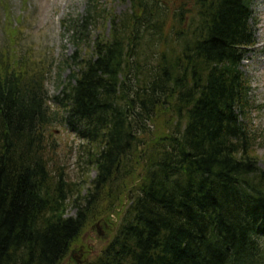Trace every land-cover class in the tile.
<instances>
[{
    "label": "trees",
    "instance_id": "trees-1",
    "mask_svg": "<svg viewBox=\"0 0 264 264\" xmlns=\"http://www.w3.org/2000/svg\"><path fill=\"white\" fill-rule=\"evenodd\" d=\"M252 2L130 0L117 15L87 0L61 21L75 45L61 66L74 68L52 97L29 50L0 46V264H62L101 206H123L120 222L80 264H264V170L241 69ZM51 124L84 143L77 160L96 172L85 195L49 168Z\"/></svg>",
    "mask_w": 264,
    "mask_h": 264
},
{
    "label": "rangeland",
    "instance_id": "rangeland-1",
    "mask_svg": "<svg viewBox=\"0 0 264 264\" xmlns=\"http://www.w3.org/2000/svg\"><path fill=\"white\" fill-rule=\"evenodd\" d=\"M0 46L7 45L18 49L19 52L29 50L31 59L37 67L46 71V88L49 97L60 91L62 84L67 83L68 75L74 67H62L67 57L75 52V45L69 41V35L63 30L61 21L67 17L76 18L84 14L87 0H0ZM3 3L9 6L11 27L19 28L15 42H9L8 28H4L5 12ZM101 6L107 7L117 15L130 8V0H99ZM253 20L255 46L246 54L241 69L250 81L251 124L258 133L257 154L259 166L264 170V0H253ZM20 18V20H17ZM6 24V23H5ZM97 27H102L99 23ZM104 30V27L102 28ZM109 30L105 25V33ZM98 32L97 28H89V38ZM92 39V38H91ZM85 47L81 48L86 53ZM60 72L59 77L58 72ZM46 158L52 173L63 172V175L76 183L81 195L87 193L90 181L95 177L94 168H89L83 159L77 160L79 145L82 140L71 133L65 125L51 124L45 129ZM119 204V203H118ZM123 207L120 206L119 209ZM105 212L97 207L94 218L83 229L81 236L72 246L70 253L62 264H80L81 261L92 260L106 245L112 236L115 224L120 222L121 214ZM67 215L74 216L76 209L72 201L67 203ZM101 221H105V227ZM97 230L101 233L98 234ZM81 252V255L79 253Z\"/></svg>",
    "mask_w": 264,
    "mask_h": 264
},
{
    "label": "water",
    "instance_id": "water-1",
    "mask_svg": "<svg viewBox=\"0 0 264 264\" xmlns=\"http://www.w3.org/2000/svg\"><path fill=\"white\" fill-rule=\"evenodd\" d=\"M98 234L101 235V233L99 232V230H97Z\"/></svg>",
    "mask_w": 264,
    "mask_h": 264
},
{
    "label": "flooded vegetation",
    "instance_id": "flooded-vegetation-1",
    "mask_svg": "<svg viewBox=\"0 0 264 264\" xmlns=\"http://www.w3.org/2000/svg\"><path fill=\"white\" fill-rule=\"evenodd\" d=\"M74 259H76L75 257H73Z\"/></svg>",
    "mask_w": 264,
    "mask_h": 264
}]
</instances>
